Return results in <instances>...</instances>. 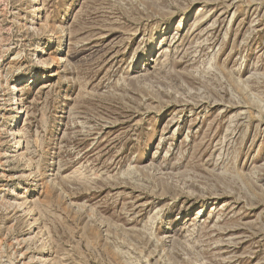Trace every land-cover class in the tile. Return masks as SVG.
Returning <instances> with one entry per match:
<instances>
[{
	"label": "rangeland",
	"instance_id": "rangeland-1",
	"mask_svg": "<svg viewBox=\"0 0 264 264\" xmlns=\"http://www.w3.org/2000/svg\"><path fill=\"white\" fill-rule=\"evenodd\" d=\"M0 264H264V0H0Z\"/></svg>",
	"mask_w": 264,
	"mask_h": 264
},
{
	"label": "bare ground",
	"instance_id": "bare-ground-1",
	"mask_svg": "<svg viewBox=\"0 0 264 264\" xmlns=\"http://www.w3.org/2000/svg\"><path fill=\"white\" fill-rule=\"evenodd\" d=\"M35 9H36V7H34ZM38 10V9H37ZM56 59L55 60H53L55 63H58V62H60V61H62V60H64V57H62V55H58L57 57H55ZM42 63V62H41ZM19 83L20 82H22V81H18ZM10 89H12V92H11V94L13 95V99H12V104H14L13 106H10L9 107V109H8V113L10 114L11 113V116L13 117L14 116V119H13V124H12V126L13 125H15V123H16V119H17V115H18V113H20L21 112V110H20V108H19V103H18V101L19 100H17L16 99V92H15V90H16V87H15V85L14 86H12V88H10ZM11 104V103H10ZM14 109H16V115H13V112H15L14 111ZM15 133V130H11L10 129V133H9V135H12V134H14ZM14 136V135H13ZM13 140H15V138L13 139ZM16 142H17V144H19V139H16L15 140ZM13 146H15V144L13 145ZM12 146V147H13ZM17 146H19V145H17ZM35 189V188H34Z\"/></svg>",
	"mask_w": 264,
	"mask_h": 264
}]
</instances>
